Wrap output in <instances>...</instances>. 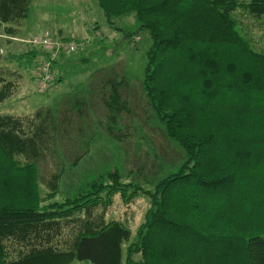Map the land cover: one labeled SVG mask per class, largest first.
I'll return each instance as SVG.
<instances>
[{
    "label": "trees",
    "instance_id": "trees-1",
    "mask_svg": "<svg viewBox=\"0 0 264 264\" xmlns=\"http://www.w3.org/2000/svg\"><path fill=\"white\" fill-rule=\"evenodd\" d=\"M97 2L109 25L135 14L139 28L149 32L142 88L186 161L149 192L152 206L127 262L134 264L130 258L139 255V264H264V52L251 45L236 16L242 9L264 19V0ZM30 5L31 0H0L6 35H15L13 26L28 18ZM45 56L42 52L41 62ZM11 87L0 76V105ZM111 99L120 101L118 88ZM217 111L224 130L217 137L225 140H187L186 134L193 138L197 131L206 135ZM24 125L0 116V264H122L129 230L118 223L99 226L91 213L105 203L107 192L136 195L139 188L119 182L122 169L116 165L80 186L66 203L41 208L39 174L18 159L36 154L37 125L29 124L28 134ZM203 147L219 160L205 165ZM64 223L77 228L67 248L59 249L54 242ZM9 244L21 248L16 259L9 258Z\"/></svg>",
    "mask_w": 264,
    "mask_h": 264
},
{
    "label": "rangeland",
    "instance_id": "rangeland-1",
    "mask_svg": "<svg viewBox=\"0 0 264 264\" xmlns=\"http://www.w3.org/2000/svg\"><path fill=\"white\" fill-rule=\"evenodd\" d=\"M240 1L248 4L251 0ZM236 16L251 45L264 52V19L248 16L242 9L236 11ZM13 28L15 35H6L4 26L0 27V76L12 84L10 98L0 105V116L21 119L26 134L33 131L29 124L37 125L32 133L36 135V154L19 155L18 159L33 165L39 174V206L64 204L80 186L119 166V182L137 186V194L133 195L132 190L129 194L107 192L103 201L109 204L111 200L108 207L102 203L93 208L91 215L99 219V226L118 223L129 230L130 239L122 245V264H129L128 255L136 246L138 232L152 206L149 192L186 162L183 150L167 137L142 88L147 53L152 46L150 34L139 28L135 14L109 25L97 0H31L28 18ZM45 32L74 39L84 49L60 57L51 82L40 93L37 84L42 51L28 40ZM115 88L119 90L118 103L111 99ZM218 115V111L212 114L206 135L197 131L193 138L186 134L187 140H225L217 137L224 131ZM190 119L197 123L196 117ZM199 122L197 127L202 128ZM212 150L208 149L207 154L203 147L201 159L205 165L219 160L218 153L209 158ZM76 228L64 223L54 242L59 249L67 248L68 236ZM11 245L8 254L13 260L21 248ZM130 259L134 264L141 262L139 255Z\"/></svg>",
    "mask_w": 264,
    "mask_h": 264
},
{
    "label": "built area",
    "instance_id": "built-area-1",
    "mask_svg": "<svg viewBox=\"0 0 264 264\" xmlns=\"http://www.w3.org/2000/svg\"><path fill=\"white\" fill-rule=\"evenodd\" d=\"M28 43L35 44L46 55L40 63L37 91L43 93L47 85L51 82L53 75L54 64L60 57L64 55H72L78 52V49L83 48V44L76 42L74 39H62L49 32L37 35Z\"/></svg>",
    "mask_w": 264,
    "mask_h": 264
}]
</instances>
